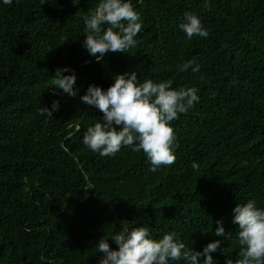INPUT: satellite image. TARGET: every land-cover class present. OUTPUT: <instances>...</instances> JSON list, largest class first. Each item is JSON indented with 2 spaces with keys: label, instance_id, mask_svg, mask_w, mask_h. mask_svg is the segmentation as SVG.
<instances>
[{
  "label": "trees",
  "instance_id": "16d2710c",
  "mask_svg": "<svg viewBox=\"0 0 264 264\" xmlns=\"http://www.w3.org/2000/svg\"><path fill=\"white\" fill-rule=\"evenodd\" d=\"M132 2L143 20L137 44L100 61L82 45L83 16L98 0L0 5V264H98L99 237L140 224L202 250L220 238L209 231L220 219L233 235L221 247L238 258L232 209L252 198L264 206V0ZM185 11L208 37L186 38ZM188 59L199 72L179 70ZM65 65L76 72L75 95L49 86ZM128 71L199 89V102L172 122L175 162L156 171L143 151L102 157L83 144L103 113L80 97ZM57 99L53 116L38 113ZM213 256L225 264L226 254Z\"/></svg>",
  "mask_w": 264,
  "mask_h": 264
},
{
  "label": "clouds",
  "instance_id": "9594fccd",
  "mask_svg": "<svg viewBox=\"0 0 264 264\" xmlns=\"http://www.w3.org/2000/svg\"><path fill=\"white\" fill-rule=\"evenodd\" d=\"M72 2L77 4L79 0ZM12 3L13 0H0V5ZM204 6L210 7L209 0H204ZM83 23L82 45L97 61L108 52H128L135 47L136 37L143 27L132 0H98L96 6L83 16ZM179 28L188 40L194 35L205 38L209 35L202 19L193 11L183 13ZM189 69L197 73L200 65L194 59L179 65L180 71ZM76 81L75 70L65 65L56 68L49 86H53L54 91L75 95ZM198 92L195 86L173 87L171 80L140 81L136 71L116 74L107 89L90 84L80 99L103 115L87 126L83 144L102 157L114 156L122 147H130L134 152L143 151L150 171L171 165L178 147L172 122L199 102ZM59 105L58 99L53 100L50 107L43 105L38 113L51 117L59 110ZM192 167L198 169L199 165L193 161ZM232 211V222L238 225L235 239L239 251L235 260L227 247H221L224 241L231 242L233 235L232 231L226 232L220 219L216 221L218 226L209 230L220 238L206 243L202 250L186 245L175 231L155 238L150 228L143 224L123 227L115 233L105 232L95 243V252L100 254L98 264H170L171 261L215 264L217 260L213 253L218 250L226 254L225 264H264V206H259L252 198L239 202ZM109 238L118 245L117 248L110 246Z\"/></svg>",
  "mask_w": 264,
  "mask_h": 264
}]
</instances>
